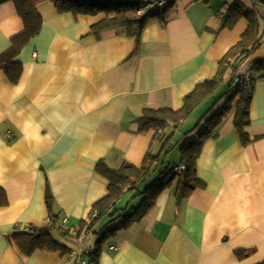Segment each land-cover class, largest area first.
I'll return each instance as SVG.
<instances>
[{
	"label": "crops",
	"instance_id": "0c3cea01",
	"mask_svg": "<svg viewBox=\"0 0 264 264\" xmlns=\"http://www.w3.org/2000/svg\"><path fill=\"white\" fill-rule=\"evenodd\" d=\"M234 1L250 8L248 0H174L162 18L146 21L138 40L119 29L92 33L104 14H60L50 2L37 7L41 28L17 58L23 67L19 82L10 84L0 73V188L7 199L0 207V264H65L57 253L24 255L12 235L44 226L48 215L77 227L107 195L99 163L112 170L123 163L139 167L149 152L157 158L154 166L172 149V134L182 124L139 133L136 121L144 109H180L197 84L215 75L248 27L241 18L217 31L216 15L227 13ZM22 30L13 3H1L0 55ZM262 30L261 44L242 70L264 61ZM258 76L245 129L248 142L233 125V100L196 159L203 186L177 200L174 179L139 223L105 237L95 263L88 264L264 261V79ZM225 81L228 87L229 78ZM169 136L168 147H162ZM91 234L79 245L54 237L78 255L82 243L95 248L99 238L85 242ZM243 250L239 258L236 252Z\"/></svg>",
	"mask_w": 264,
	"mask_h": 264
},
{
	"label": "trees",
	"instance_id": "16d2710c",
	"mask_svg": "<svg viewBox=\"0 0 264 264\" xmlns=\"http://www.w3.org/2000/svg\"><path fill=\"white\" fill-rule=\"evenodd\" d=\"M8 1L13 3L15 12L23 25L22 32L12 38L11 46L0 55V73L4 74L9 83L13 85L19 82L23 72L22 64L17 61L20 51L40 31L41 17L37 7L42 3L50 2L60 14L70 13L73 16L92 17L104 14V18L91 27L92 33L97 34L108 29H119L128 37L136 40L139 39L146 21L154 17L162 18L165 11L151 16L147 15L148 7L144 0H130L128 4L124 0H0V4ZM241 18L247 20L248 27L237 44L231 47L218 62L217 71L211 79L197 84L184 97L180 109L176 111L169 108L144 109L136 121L138 124L137 132L139 133L150 130L155 133L162 132L168 125L178 128L228 77L230 81L226 92L228 95L226 104L202 124V128L197 133V140L189 141L186 139L180 148L181 162L179 165H184L186 170L179 176L164 182V176L170 169L166 168L153 183L135 195L142 197L138 207L132 210H118L115 209V206L124 193L128 190H134L138 183L143 182L149 176L157 158L148 152L139 167L123 163L117 170L109 169L104 163H99L96 171L108 181V192L104 198L92 205L88 220L81 221L74 228L67 227L66 223L63 224L62 220H58V217L48 215L49 223H45L44 226L39 228L27 227L23 231L14 233L12 241L24 255L29 256L36 251L57 253L67 263L69 255L73 251L59 243L54 234L57 233L60 238L72 245H79L85 236L92 233L93 228L101 218L109 217V223H114V226H104L100 230L95 248L88 250L86 254H76L70 260L73 261V264H78L80 259H88L89 262L95 263L100 245L105 237L121 228L139 223L152 209L157 197L169 187L174 179H177L175 193L177 200L187 197L195 188L202 187V182L196 175V159L203 142L211 136L212 130L224 120L232 109L230 104L233 100H236V105L233 107V125L242 141L248 142L245 129L249 125L252 84L257 73H260V76L256 77L257 79H264V62L256 63L248 69L251 76L250 83L241 80L238 86L230 91V82L233 71L255 53L261 44L262 28L264 27V0H250L249 9H246L239 1H234L228 7L227 13L216 15L219 24L217 31L232 27ZM170 138L169 136L163 141L162 147H168ZM6 204L5 192L0 188V207ZM46 205L50 209L51 198L49 195L46 196ZM246 252L244 250L237 251L236 254L241 258ZM258 264H264V261Z\"/></svg>",
	"mask_w": 264,
	"mask_h": 264
},
{
	"label": "rangeland",
	"instance_id": "374dc122",
	"mask_svg": "<svg viewBox=\"0 0 264 264\" xmlns=\"http://www.w3.org/2000/svg\"><path fill=\"white\" fill-rule=\"evenodd\" d=\"M124 2L128 4L130 0H124ZM227 90L228 87L226 84L220 85V87H218L211 96L204 100L198 106V108L182 123L177 131L172 134V149L162 153L160 161L152 167L149 176L143 182L138 183L134 190H128L124 193L122 198L116 204L117 209L121 208L125 210H132L138 207V205L142 201V197L139 195L135 196L137 192L143 191L146 186L153 183V181L160 176V173L165 168H168L169 166V168H171L178 164L181 146L184 144L186 139H188L189 141L197 140V133L201 125L205 123L206 120H208V118L212 116L217 109H222L223 104L228 97L226 93ZM174 134L175 136L173 138ZM109 220V217L101 218L95 225V228L93 230L94 234H91L85 242L92 245L98 238V233L100 229H102V227L114 226V223H109Z\"/></svg>",
	"mask_w": 264,
	"mask_h": 264
},
{
	"label": "built area",
	"instance_id": "2783aa9c",
	"mask_svg": "<svg viewBox=\"0 0 264 264\" xmlns=\"http://www.w3.org/2000/svg\"><path fill=\"white\" fill-rule=\"evenodd\" d=\"M173 1L174 0H144V2H146L147 7H148L147 15L151 16L152 14L153 15L158 14L166 10L173 3ZM248 3H250V0H248ZM241 80H244L246 83H250L251 76H250V72L248 69L242 70L240 66L233 71L231 82H230V91L235 89ZM185 170L186 168L184 165L171 167L164 176V182H167L168 180H170L171 178L175 176H179ZM46 223H49L48 218L46 220ZM62 223L63 224L67 223V219L64 218L62 220ZM79 248L81 249V253L83 254H86L89 250L87 247L83 245V243L79 246ZM111 250H115V248L112 247ZM75 256H76V253L71 252L69 255L68 261L65 264L70 263V260H72ZM88 262H89L88 259H80L78 264H88Z\"/></svg>",
	"mask_w": 264,
	"mask_h": 264
}]
</instances>
